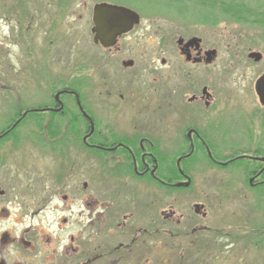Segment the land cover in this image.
<instances>
[{"label": "flooded vegetation", "instance_id": "flooded-vegetation-1", "mask_svg": "<svg viewBox=\"0 0 264 264\" xmlns=\"http://www.w3.org/2000/svg\"><path fill=\"white\" fill-rule=\"evenodd\" d=\"M62 6V0H0V65L11 70L7 57L17 41L25 59L40 57L22 84L55 89L50 103L12 113L0 131V264H204L188 258V246L264 244V50L229 55L228 67L261 66L240 95L243 89L206 79L211 67L221 78L222 61L219 47H207L202 35L158 27L140 33L139 22L103 47L93 42L92 23L90 48H82L63 37ZM18 9L17 31L7 19ZM94 87L105 88V131H95L84 98ZM27 124L22 140L30 143L19 147L18 127ZM19 148L22 160H13ZM95 152L115 175L105 178L112 186L102 199L88 178L71 173L74 155L92 160ZM173 152L182 155L173 160ZM193 153L207 158L198 165L219 174L216 200L248 203L243 218L232 214L229 221L246 228L244 236L233 225L223 230L220 214L210 215L204 188L190 193L185 158ZM34 154L58 160L53 176H39L27 161ZM187 180L188 187L176 186ZM99 217L105 238L95 242ZM180 247L188 257L178 255Z\"/></svg>", "mask_w": 264, "mask_h": 264}, {"label": "rangeland", "instance_id": "rangeland-1", "mask_svg": "<svg viewBox=\"0 0 264 264\" xmlns=\"http://www.w3.org/2000/svg\"><path fill=\"white\" fill-rule=\"evenodd\" d=\"M14 4L18 1L25 0H13ZM213 1V0H208ZM106 2L116 6H122L136 12L140 17V23L138 32H150L151 29L159 28L163 32H172L176 34H200L207 42V47H212L217 45L221 53V78L217 77V69L212 67L208 69L206 78L213 84L224 85L227 87L234 88L233 91L239 93V89H243V94L246 93L245 88L253 83V80L258 76L261 66H251L242 65L240 62H233V67H228V62L233 51L237 50L239 52H246L249 47L259 50H264V28L261 26L237 22L233 19H229L221 15V10L226 4L229 5V1L216 0L215 4L208 5L205 2H198L197 0H62V23L61 31L63 37L71 36L74 40H79L80 47H89V42H91V15L92 8L94 4ZM66 3V4H64ZM238 5H243L246 7L254 8L257 6L262 7L264 10V0H235L231 2ZM200 4L204 8L198 7ZM85 5V6H84ZM67 6V7H65ZM20 9L15 12L13 17L7 19V23L12 24L19 28L20 20L18 15ZM207 16L206 22L202 19L201 22H205V25L197 24L201 18L198 15ZM209 22H217L216 25H211ZM2 22L0 21V24ZM16 32V30H15ZM69 38V37H67ZM73 46H71L72 48ZM90 48V47H89ZM73 49V48H72ZM253 49V50H254ZM12 56H8L9 66L11 70L3 65H0V131L5 128V123L12 113L16 115L18 112H22L23 109L36 107L42 104L50 103V95L53 96L55 89L49 88H37L36 86H25L22 84L25 80V74L28 69L36 70L37 63L40 59L36 54H32L28 59H25L22 47L18 45L15 41ZM236 59V57H235ZM28 68V69H27ZM7 71V72H6ZM4 75V76H3ZM27 75V74H26ZM7 76V79L5 80ZM9 81V83H6ZM244 85V88L242 87ZM6 86V88H2ZM9 87V89L7 88ZM237 87V88H236ZM233 95V93H232ZM84 98L88 100L90 104L89 113L94 118L95 131H105V88H90L84 93ZM68 111L73 112L70 105L67 106ZM142 120V119H141ZM144 121H149L145 119ZM31 125H22L18 127L21 136L18 142L14 143L19 145V147H25L30 143L27 139L22 140V137L26 135L27 130ZM41 126V125H40ZM43 125L41 126V128ZM42 140L49 141V137H40ZM32 139V138H28ZM33 140V139H32ZM45 146L49 144L44 143ZM52 145V144H51ZM17 155L18 158H12L13 160H22V149L19 148ZM179 152L169 153V157L173 159ZM182 153L180 154V156ZM75 157V162L73 165V175L78 176V178H88L92 183V193L95 198H101V193L105 192V188L112 185L105 186V178L108 176H115L109 174L110 168L105 169V158L98 156L99 160L102 161V165L98 164L97 160L86 158L85 155L80 154ZM171 158H168L170 160ZM204 154H197L195 160H192L190 164V178L193 177L194 187L190 193H198L201 190L199 188H204L205 192L209 195L205 200L209 204V209H211L210 215L215 213L220 214L222 221L223 230L228 225H233L230 221V216L235 214L238 218H243L248 208L246 201L239 200H223L218 201L215 199V178L219 176L217 172L212 169L209 165L199 164L198 162L205 160ZM24 159V158H23ZM29 162L34 163L36 168H40L41 174L39 176L50 177L53 176L52 173L56 171L58 160L50 155H45L40 158L39 155L34 154V156L29 157ZM206 161V160H205ZM100 166H103L102 169ZM82 181V180H81ZM111 182V181H110ZM114 183V182H111ZM115 186V185H113ZM197 197V196H195ZM102 199V198H101ZM192 201H189L191 203ZM96 217V215L94 214ZM101 217L93 223V233L91 234L92 240L95 242L104 240L105 234H103V224H101ZM213 226V223H212ZM245 227V226H244ZM233 231L238 236H244L246 234V228L241 229L238 223L233 225ZM230 233L231 230L226 228V231ZM68 234V231L66 232ZM238 240H241L238 238ZM264 246V245H263ZM188 256L182 254L184 252L183 248H177L178 255L187 256L191 260H199L204 262V264H264V247L259 248L255 244H196L188 246ZM190 260V261H191ZM203 264V263H202Z\"/></svg>", "mask_w": 264, "mask_h": 264}, {"label": "water", "instance_id": "water-1", "mask_svg": "<svg viewBox=\"0 0 264 264\" xmlns=\"http://www.w3.org/2000/svg\"><path fill=\"white\" fill-rule=\"evenodd\" d=\"M91 16L93 42L103 47L113 46L117 37L131 31L139 23V15L136 12L104 2L94 4ZM93 128V124H91L90 133ZM189 185L190 181L187 180L176 186L188 187Z\"/></svg>", "mask_w": 264, "mask_h": 264}, {"label": "trees", "instance_id": "trees-1", "mask_svg": "<svg viewBox=\"0 0 264 264\" xmlns=\"http://www.w3.org/2000/svg\"><path fill=\"white\" fill-rule=\"evenodd\" d=\"M197 1L203 2V0H197ZM224 1H229L230 4L229 5L226 4L225 6H223V8L221 10V12H222L221 15L228 17L229 19H233L239 23L240 22L246 23V24L249 23V24L261 26L262 28H264V10H262L263 9L262 7L257 6L254 8H250V7H246L243 5L231 3V2H235V0H224ZM198 16L204 20L207 17L206 15L202 16L201 14ZM51 138L53 139L54 137H51ZM97 153L98 152L94 153V159L97 160L98 164L102 165V161L99 160V158H98L99 155ZM179 155L180 154H176L175 157H173V160H176V158ZM196 155H197V153H193L190 156H188V158H185V160H189V161L195 160ZM206 159L207 158H205V160ZM100 167L102 169H104L103 166H100ZM255 245L258 246L259 248L264 247L263 246L264 244H255Z\"/></svg>", "mask_w": 264, "mask_h": 264}, {"label": "bare ground", "instance_id": "bare-ground-1", "mask_svg": "<svg viewBox=\"0 0 264 264\" xmlns=\"http://www.w3.org/2000/svg\"><path fill=\"white\" fill-rule=\"evenodd\" d=\"M91 129V128H90ZM94 129V128H93Z\"/></svg>", "mask_w": 264, "mask_h": 264}]
</instances>
